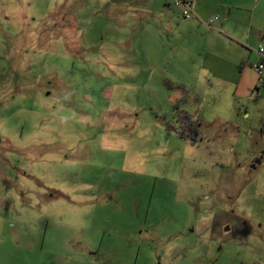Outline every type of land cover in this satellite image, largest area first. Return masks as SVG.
Segmentation results:
<instances>
[{
    "label": "rangeland",
    "instance_id": "obj_1",
    "mask_svg": "<svg viewBox=\"0 0 264 264\" xmlns=\"http://www.w3.org/2000/svg\"><path fill=\"white\" fill-rule=\"evenodd\" d=\"M185 1L259 32L213 58L181 0H0V264H264V72L232 97L264 0Z\"/></svg>",
    "mask_w": 264,
    "mask_h": 264
},
{
    "label": "crops",
    "instance_id": "obj_2",
    "mask_svg": "<svg viewBox=\"0 0 264 264\" xmlns=\"http://www.w3.org/2000/svg\"><path fill=\"white\" fill-rule=\"evenodd\" d=\"M213 17H217V20L210 26L208 25V20ZM188 19L189 20L194 19V21H192L190 25L188 26L186 25L185 27H190V28L195 27L197 29L203 27L205 28L203 31L206 32V29H207L208 30L207 32L211 33L210 39L207 40L208 47H204V48L208 49V51L211 50L212 52L211 56H213V58H217V55L220 54L221 51H223V48H221L222 46H220L218 43L219 39L217 37V34H220L221 38L222 36H225L222 30H227V31L232 32L234 30V27H237V28L244 27L245 28L244 30H246L248 33L243 34L239 31V33L237 34L243 39H247L248 36H250V33L252 32L257 33V34L259 32L258 29L253 28L254 16L251 15L248 21L244 22V18L240 16L238 13H234L231 9H229L227 13H200L199 12V16L196 15L195 17H191ZM195 19H197L198 21H195ZM214 27H217L218 29H215ZM204 40H205L204 43H206V36ZM247 57L250 58L248 62H246V60H244L245 58L243 57L237 58L238 60L236 59L234 61L236 65H238L239 76L237 78V81L233 84L232 97L234 99V102L238 105L248 99H251L252 97H254L255 99L259 97V85L261 81L257 73L252 68V65L255 63H258L261 60V55L260 53L259 54L255 53V55L250 54ZM262 76H263V73L261 75V78H263Z\"/></svg>",
    "mask_w": 264,
    "mask_h": 264
},
{
    "label": "built area",
    "instance_id": "obj_3",
    "mask_svg": "<svg viewBox=\"0 0 264 264\" xmlns=\"http://www.w3.org/2000/svg\"><path fill=\"white\" fill-rule=\"evenodd\" d=\"M176 5H179L180 2L179 1H176L175 2ZM181 4H183L184 6V10L182 11V17L183 18H191V17H195V13L194 11L192 10V4L191 2L189 1H185V0H181ZM217 20V17H213L211 19L208 20V25H212L215 21ZM258 52L260 53L261 55V60L258 62V63H255L252 65V68L254 69V71L257 73V75L259 76V79L261 81V75L263 73V69H264V55H263V49L262 47H259L258 48Z\"/></svg>",
    "mask_w": 264,
    "mask_h": 264
},
{
    "label": "flooded vegetation",
    "instance_id": "obj_4",
    "mask_svg": "<svg viewBox=\"0 0 264 264\" xmlns=\"http://www.w3.org/2000/svg\"><path fill=\"white\" fill-rule=\"evenodd\" d=\"M258 157H259V158H261V157H262V155H259ZM257 162H258V161H257ZM257 162H256V163H257ZM251 167H252V168H254V167H255V164H254V163H252V164H251Z\"/></svg>",
    "mask_w": 264,
    "mask_h": 264
},
{
    "label": "trees",
    "instance_id": "obj_5",
    "mask_svg": "<svg viewBox=\"0 0 264 264\" xmlns=\"http://www.w3.org/2000/svg\"><path fill=\"white\" fill-rule=\"evenodd\" d=\"M261 82H262V78H261ZM257 88V87H256Z\"/></svg>",
    "mask_w": 264,
    "mask_h": 264
}]
</instances>
